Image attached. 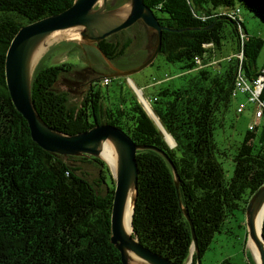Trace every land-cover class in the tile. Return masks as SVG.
Segmentation results:
<instances>
[{
	"label": "trees",
	"instance_id": "trees-1",
	"mask_svg": "<svg viewBox=\"0 0 264 264\" xmlns=\"http://www.w3.org/2000/svg\"><path fill=\"white\" fill-rule=\"evenodd\" d=\"M73 1L0 0V264H122L110 243L114 189H107L104 181L109 177L114 183L107 165L89 158L100 170L96 185L69 164L74 158L65 160L42 150L12 104L5 81L6 52L17 31L65 11ZM124 2L113 0L108 8ZM144 4L168 28L162 31L159 54L168 63L180 64L179 84L159 88L148 97L175 147L168 146L135 94L121 83L110 92L113 79L104 84L103 72L97 68L87 75L81 106H70L69 94L58 91L56 84L76 64H44L51 51L65 43L38 64L31 95L40 117L61 133L75 135L110 124L135 144L168 155L176 169L179 197L164 158L151 150L137 152L138 192L131 224L144 247L173 264H186L193 238L182 209L193 224L201 258L236 211L245 215L249 200L264 184V120L255 125L256 109L248 101L249 94L237 93V79L252 83L264 66V61L259 62L264 39L248 34L241 10L264 19V0H144ZM139 25L98 44L115 66L138 53L148 56L146 44L154 45V38L149 41L143 28L127 36ZM238 96L246 104H240L239 112L237 105L235 112L241 115L245 105H252V118L242 140L229 151L218 147L214 131L223 126ZM259 99L264 102V90ZM220 158L230 160V178L225 177ZM261 233L264 240V217ZM196 259L194 252L191 264ZM247 264H255L252 257Z\"/></svg>",
	"mask_w": 264,
	"mask_h": 264
},
{
	"label": "water",
	"instance_id": "water-1",
	"mask_svg": "<svg viewBox=\"0 0 264 264\" xmlns=\"http://www.w3.org/2000/svg\"><path fill=\"white\" fill-rule=\"evenodd\" d=\"M109 1L74 0L68 9L61 13L22 26L13 37L6 52V86L16 111L27 122L32 141L42 150L65 158L68 156L85 157L103 161L100 156L103 144L109 142L113 146L115 166L113 172L110 170L114 181L110 214V243L119 252L122 264H173L170 260L144 247L138 241L133 228L131 233H126L123 225L128 199L132 204V220L138 192L137 152L151 150L164 158L172 169L175 188L179 197L176 169L168 155L156 147L135 144L124 131L110 124H100L75 135L61 133L44 122L36 111L32 100L31 88L36 68L47 51L49 53L54 47L62 44L58 43L53 46L57 42L65 41L63 43L76 45L82 51L83 62L89 66V61L86 58L87 49L92 48L97 51L106 66V71L101 74L103 79L128 78L154 61L161 49L162 31L168 30V28L159 24L153 10L144 4V0H125L120 6L110 9L108 8ZM136 24H141L148 40L151 41L154 38L155 43L154 45L150 44V46L146 44V50L149 54L140 65L131 69H120L105 56L98 44L113 35L127 31ZM65 37H72L73 39H63ZM87 56L90 58L89 55ZM131 88L144 111L162 133L165 142L170 148L175 147L176 144L173 139V145L167 141L166 131L158 118L155 117L156 120L148 113L136 89L132 86ZM103 162L105 163V161ZM263 209L264 184L253 194L245 211L247 240L251 238L256 242L255 222ZM182 212L190 225L193 238L190 261L192 262V255L195 252L197 255L196 264H200L193 224L188 212L184 209ZM261 238L262 244H258L259 262L254 260L250 251V255L256 264H264L262 233Z\"/></svg>",
	"mask_w": 264,
	"mask_h": 264
},
{
	"label": "rangeland",
	"instance_id": "rangeland-1",
	"mask_svg": "<svg viewBox=\"0 0 264 264\" xmlns=\"http://www.w3.org/2000/svg\"><path fill=\"white\" fill-rule=\"evenodd\" d=\"M112 2L113 0L109 1V3ZM241 12L248 34L256 35L261 39H264V19L254 17L243 9L241 10ZM22 23L25 24L24 19L22 20ZM142 28L144 29L143 26H136L130 33L127 34V36L137 35V31ZM63 42L65 41L57 42L53 46ZM135 48L136 46L134 45L130 50L131 55L135 52ZM71 49L72 47L66 44L60 49L51 51L44 64L55 65L64 62L76 64L70 73L62 75L60 77L58 83L56 84V89L58 91L66 92L67 94H69V105L79 108L81 106V102L83 101V96L86 93L85 89L87 85V75L94 68H97L99 72L105 71L106 66L102 65L101 62L103 61L100 54L92 48H89L86 51H89L90 54V58H88V54L86 55L90 66L83 62V54L81 49H78V51H73ZM70 51H72L71 55H69ZM47 52L44 54V56L49 54ZM144 59L145 56L143 55V53H138L137 55L130 57L128 60L117 63L116 67L119 66V68L122 69H131L140 65ZM263 61L264 48L262 49L259 56V62L262 63ZM217 68L218 66H216L215 69ZM180 73V64L168 63L164 59V56L159 54L149 66H147L140 72L133 74L128 78H114L112 84L108 87V90L110 92L115 91L118 85H120L121 83L124 89H130L134 93L131 88V86L133 85L142 93L145 102H147L149 100L148 97L155 93L159 88H163L168 85L179 84ZM240 104H246L245 98L243 96H238L236 100L232 101V105L230 107L229 113L225 117L223 126L217 128L214 131V141L219 148H227L229 149V151H233L235 146L242 140L248 129L249 123L251 122L252 118V105H245L246 107L243 114L238 115L235 110L237 105ZM148 105L151 108L150 103ZM63 158L67 160L69 156ZM72 158L74 159L70 160L69 164L74 167H78L80 169V173H83V177L86 178L90 183L99 185L98 181L100 170L98 169L96 163L92 162V160L89 158H86L89 160L88 162L79 161V157ZM219 160L222 162L225 177L230 178L233 170L230 160L224 158H220ZM108 169L110 171V168ZM110 174L112 175L111 171ZM104 184L110 191L114 189V185L111 183L109 177L105 179ZM97 188L101 194L105 193V189H103V186H99ZM245 241V215H243L240 211H236L234 218L232 217L228 221H226L222 225L220 232L214 236L209 249L206 250L200 258V264H222L224 260H229L231 264H247L251 258V255L250 250H248L247 248V244H245ZM253 262L255 263L254 260ZM190 263L191 261L189 259L186 264Z\"/></svg>",
	"mask_w": 264,
	"mask_h": 264
},
{
	"label": "bare ground",
	"instance_id": "bare-ground-1",
	"mask_svg": "<svg viewBox=\"0 0 264 264\" xmlns=\"http://www.w3.org/2000/svg\"><path fill=\"white\" fill-rule=\"evenodd\" d=\"M63 39L71 40L73 38L72 37H65ZM134 88L136 89L141 100L144 101V104H145L149 114L153 118H155L151 108L149 107L147 102H145V99L143 98L141 92L136 87H134ZM165 134L167 137V141L170 144H173L172 138L167 133H165ZM100 156L103 159V161H105V163L110 168V170L113 172L114 166H115V152H114L113 146L109 142H105L103 144L102 152H101ZM131 214H132V204H131V201L128 199V203L126 204V208H125V212H124V222H123L124 230L128 234L132 232ZM263 217H264V209L258 215L256 222H255L254 232H255L256 242L254 240H252L251 238H248V240H247V248H248V250L251 251L253 258L256 262H259V257H260L258 244H260V245L262 244L261 231H262Z\"/></svg>",
	"mask_w": 264,
	"mask_h": 264
},
{
	"label": "built area",
	"instance_id": "built-area-1",
	"mask_svg": "<svg viewBox=\"0 0 264 264\" xmlns=\"http://www.w3.org/2000/svg\"><path fill=\"white\" fill-rule=\"evenodd\" d=\"M208 46V45H207ZM240 57V56H239ZM200 63V61H198ZM237 93L249 94V102L255 105V125L264 120V102L260 101L259 97L264 90V66L261 70V74L252 82L248 83L243 78L237 79ZM104 84L108 83V79L103 80ZM243 109V105L238 107V112Z\"/></svg>",
	"mask_w": 264,
	"mask_h": 264
},
{
	"label": "flooded vegetation",
	"instance_id": "flooded-vegetation-1",
	"mask_svg": "<svg viewBox=\"0 0 264 264\" xmlns=\"http://www.w3.org/2000/svg\"><path fill=\"white\" fill-rule=\"evenodd\" d=\"M101 70V69H100ZM100 72H105V71H100Z\"/></svg>",
	"mask_w": 264,
	"mask_h": 264
}]
</instances>
